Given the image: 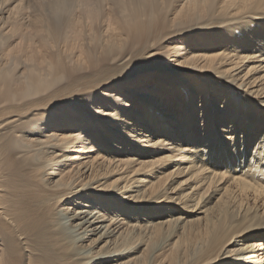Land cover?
<instances>
[{
    "label": "bare ground",
    "instance_id": "obj_1",
    "mask_svg": "<svg viewBox=\"0 0 264 264\" xmlns=\"http://www.w3.org/2000/svg\"><path fill=\"white\" fill-rule=\"evenodd\" d=\"M0 264H264V0H0Z\"/></svg>",
    "mask_w": 264,
    "mask_h": 264
},
{
    "label": "rangeland",
    "instance_id": "obj_2",
    "mask_svg": "<svg viewBox=\"0 0 264 264\" xmlns=\"http://www.w3.org/2000/svg\"><path fill=\"white\" fill-rule=\"evenodd\" d=\"M203 74H207V73H203ZM209 75V74H208ZM186 77L185 79H186V81L189 83V84H193V83H195V82H201L202 81V79H199V78H196L195 76H193L192 74H189L188 73V76L187 75H181L180 77ZM176 81V83L178 84L177 86L179 87V89H180V93H181V95H182V97H183V92H186L185 90H186V87H184L183 86V84H182V86H180L179 85V83L177 82V80H175ZM222 87H218L217 89H215V90H217V91H223L222 89H221ZM217 93V96L221 99V100H219V101H216V102H214V105L212 104L211 106V110H216V113H220V111H221V114H225V115H230L231 113H232V110H231V108L229 107V105H226L223 109H218L217 107H215L216 106V104H218L219 102H222V100H223V97L224 96H222V93ZM188 93V92H187ZM186 93V94H187ZM209 93V92H208ZM185 97H187V95H185ZM208 98H209V96H206V101L208 100ZM194 102H195V104H193L194 105V111H195V113H199L200 112V115L201 114H203L204 113V111H202L201 109L202 108H200L201 106H200V102H199V99H198V97H195V100H194ZM226 104V103H225ZM179 115L181 114V110L179 109L178 110V112H177ZM157 115H160V113L159 112H155V115L153 114V116H152V118H154V117H156ZM222 116V115H221ZM153 121H156L155 119L153 120ZM233 121L235 122L236 121V117H234V119H233ZM151 122V124H150V126L149 127H151V125H153V126H156V122H152V121H150ZM159 122V121H158ZM178 127V126H177ZM189 126H186V127H184V126H182L181 128L182 129H186V128H188ZM184 129V130H185ZM203 133V132H202ZM196 136V135H195ZM171 137V136H170ZM199 137V136H198ZM202 137V138H201ZM200 138H201V140H204L206 143H209V141H206L207 140V138H208V136L207 135H200ZM216 138V137H215ZM214 138V139H215ZM213 143V142H212ZM211 143V144H212ZM215 143V142H214ZM93 145H95V148H96V143L95 144H93ZM116 203H119V202H116ZM156 212V211H155ZM155 212H153V210H150V214H154ZM143 217H145L144 215H143ZM65 221V220H64ZM242 240V239H241ZM241 242V241H240ZM235 244V243H234ZM234 244H232V245H230V248L231 247H233L234 246Z\"/></svg>",
    "mask_w": 264,
    "mask_h": 264
},
{
    "label": "snow or ice",
    "instance_id": "obj_3",
    "mask_svg": "<svg viewBox=\"0 0 264 264\" xmlns=\"http://www.w3.org/2000/svg\"><path fill=\"white\" fill-rule=\"evenodd\" d=\"M224 135H228V133H224Z\"/></svg>",
    "mask_w": 264,
    "mask_h": 264
}]
</instances>
